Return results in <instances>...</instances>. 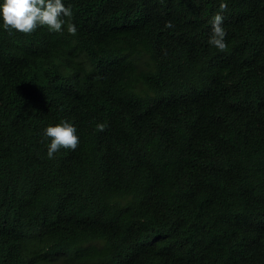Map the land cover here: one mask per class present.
Instances as JSON below:
<instances>
[{"label":"trees","instance_id":"obj_1","mask_svg":"<svg viewBox=\"0 0 264 264\" xmlns=\"http://www.w3.org/2000/svg\"><path fill=\"white\" fill-rule=\"evenodd\" d=\"M62 2L75 36L0 19V264H264V0L226 52L222 0Z\"/></svg>","mask_w":264,"mask_h":264},{"label":"clouds","instance_id":"obj_2","mask_svg":"<svg viewBox=\"0 0 264 264\" xmlns=\"http://www.w3.org/2000/svg\"><path fill=\"white\" fill-rule=\"evenodd\" d=\"M228 11L226 0H222L219 11L212 20L211 35L208 43L220 52L228 51L226 43L227 33L223 28L224 13ZM0 19L3 29L9 33L18 31L30 35L38 27H45L53 33L67 32L75 36L77 27L72 23V11L65 7L62 0H3L0 3ZM166 28H172L171 21L167 22ZM104 124H98L99 131L105 130ZM44 136L50 139L47 149V157L54 158V154L61 149L75 151L80 143L75 126L67 121H62L55 126H48L44 130Z\"/></svg>","mask_w":264,"mask_h":264}]
</instances>
